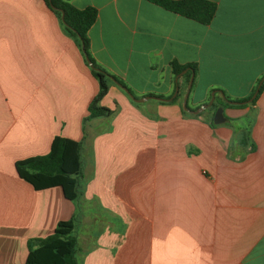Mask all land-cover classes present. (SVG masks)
<instances>
[{"label":"crops","instance_id":"1","mask_svg":"<svg viewBox=\"0 0 264 264\" xmlns=\"http://www.w3.org/2000/svg\"><path fill=\"white\" fill-rule=\"evenodd\" d=\"M67 1L97 11L99 69L135 99L181 97L137 103L111 80L112 115L83 122L99 84L80 48L43 0H0V264H24L29 242L71 219L79 264H264V87L219 103L264 79V0H205L207 25L147 0ZM188 73L189 109L214 90L223 123L183 113ZM56 136L81 144L74 202L15 170Z\"/></svg>","mask_w":264,"mask_h":264},{"label":"trees","instance_id":"2","mask_svg":"<svg viewBox=\"0 0 264 264\" xmlns=\"http://www.w3.org/2000/svg\"><path fill=\"white\" fill-rule=\"evenodd\" d=\"M161 8L194 20L203 25L210 23L216 11V5L205 0H147ZM46 7L57 17L63 31L80 48L84 58L87 57L95 67L91 74L99 84V90L88 106V115L83 122L94 118L110 117L112 111L101 107L100 101L106 95L112 77L99 69L89 54L87 33L97 18L94 8L77 9L67 0H43ZM86 61V59H85ZM174 76L180 75L186 68L172 63ZM194 70V66H190ZM189 82L190 74L185 75ZM264 83L258 90V94ZM181 95L171 101L175 103ZM250 97L239 102H246ZM225 99L229 98L225 96ZM222 106L224 100L219 101ZM184 114H187L183 111ZM15 170L20 179L30 184L34 190L42 191L59 187L65 199L74 202L81 195V179L83 161L81 158L80 142L56 136L53 138L47 154L17 161ZM76 221L74 219L60 221L54 232L44 238L28 243V254L24 264H79L77 259V239L74 235Z\"/></svg>","mask_w":264,"mask_h":264},{"label":"water","instance_id":"3","mask_svg":"<svg viewBox=\"0 0 264 264\" xmlns=\"http://www.w3.org/2000/svg\"><path fill=\"white\" fill-rule=\"evenodd\" d=\"M85 59H86V63L88 64L89 68L90 69H95V67L93 66L92 62L87 57H85ZM177 79H178V77H177ZM112 81H113V83L115 85H117L119 88H121L134 102H137V103H141V102L146 101L148 99H155V100H160V101H171L172 99L175 98V96L178 93V87H176L173 96L170 99H168V100H164V99L157 98V97H143L141 99H135L126 87H124L123 85H121L120 83H118L117 81H115L113 79H112ZM263 81H264V79L259 82V84L257 86V89L253 93L252 97L246 102L237 103V102L228 101V100L225 99V96L223 94H222V99L225 102H227L228 104H232V105L245 104L247 102L248 103L252 102L256 98L258 90L261 87ZM192 82H193V74H192V76H191V78L189 80V83H188V86H187V90H186V93H185L183 101H182V108H183V110L186 113H189V114H192V115H198V114H200L201 112H203L204 110L208 109L209 107H211L213 105L214 99H215V91L212 92L211 98H210V100L207 103L201 105L196 110H190L187 107V98H188V94H189V91H190L191 86H192ZM224 121H225V117L223 116V108L222 107H218L215 110L214 114H213V124L219 125V124L223 123Z\"/></svg>","mask_w":264,"mask_h":264},{"label":"rangeland","instance_id":"4","mask_svg":"<svg viewBox=\"0 0 264 264\" xmlns=\"http://www.w3.org/2000/svg\"><path fill=\"white\" fill-rule=\"evenodd\" d=\"M212 92H214V90H212V91L210 92V96H209L208 101H209L210 98H211V94H212ZM192 97H193L192 95L189 96V101H188V104H187V107H188V108H193V107H192ZM232 98H234V97H232ZM208 101H207V102H208ZM242 122H243V124H245V123H244L245 121H242ZM79 230H80V229H79ZM79 230L77 229V230L74 231V232L77 233V232H79ZM74 235H75V233H74Z\"/></svg>","mask_w":264,"mask_h":264},{"label":"flooded vegetation","instance_id":"5","mask_svg":"<svg viewBox=\"0 0 264 264\" xmlns=\"http://www.w3.org/2000/svg\"><path fill=\"white\" fill-rule=\"evenodd\" d=\"M217 103V101L216 102H214L213 103V105L211 106V107H209L208 109H214V112H215V110L218 108L215 104ZM214 112H213V114H214Z\"/></svg>","mask_w":264,"mask_h":264}]
</instances>
